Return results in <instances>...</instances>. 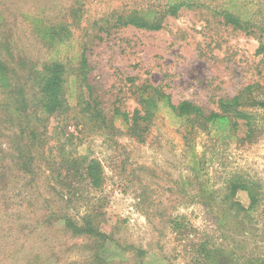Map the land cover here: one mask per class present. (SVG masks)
Masks as SVG:
<instances>
[{
  "label": "rangeland",
  "instance_id": "obj_1",
  "mask_svg": "<svg viewBox=\"0 0 264 264\" xmlns=\"http://www.w3.org/2000/svg\"><path fill=\"white\" fill-rule=\"evenodd\" d=\"M166 1L0 0V13L19 51L34 62L56 57L75 70L86 51L92 68L89 81L108 117L114 105L134 111L136 87L145 83L162 88L175 104L190 101L210 112L220 99L264 82V52L259 51L264 39L224 25L203 10H184L158 32L126 28L110 36L101 33L102 41L94 38V23L114 12ZM201 1L218 7L231 0ZM235 1L264 17V0ZM24 13L67 24L71 40L55 53L23 22ZM79 88L69 83L70 110L50 120L47 146L33 165L35 175L23 173L10 157L6 161V181L0 184V264H89L95 253L113 264H137L136 250L144 252L140 264H199L202 243L224 246L245 259H264V136L253 144L239 140L229 146L198 136L197 149L206 151L207 163L196 176L186 162L182 134L168 114L154 121L142 143L126 134L112 135L81 113ZM12 134L5 131L8 154ZM244 135L240 132L239 138ZM79 156L102 163L101 189L66 177V170L58 173L66 158ZM232 175L260 187L261 203L250 219L240 222L229 215L221 227L217 220L225 217L228 206L203 197L215 195L221 201ZM204 186L209 194L202 193ZM236 200L245 208L251 205L245 191ZM92 212L113 244L94 248L93 241L73 236L61 220L69 215L83 222ZM174 220L181 226L176 230Z\"/></svg>",
  "mask_w": 264,
  "mask_h": 264
},
{
  "label": "trees",
  "instance_id": "obj_2",
  "mask_svg": "<svg viewBox=\"0 0 264 264\" xmlns=\"http://www.w3.org/2000/svg\"><path fill=\"white\" fill-rule=\"evenodd\" d=\"M184 10L206 11L219 18L224 25L258 37L261 42L264 39V17H257L247 6L238 4L235 0L218 7L201 0H167L159 6L150 5L128 13L114 12L94 23L98 28L94 38L102 41L104 37L101 33L110 36L113 30L126 28L158 32L165 28L169 18L178 17ZM22 16L23 22L30 27L32 33L55 53L73 36L67 24H53L42 16L26 13ZM259 51L264 52V43H261ZM91 73L92 68L86 51L80 55L75 70L56 57L43 63L34 62L19 51L5 18L0 13V184L6 181L9 169L6 161L9 157L23 173L31 177L35 175L33 165L41 160L42 152L47 146L50 120L54 117L60 118L70 110V99L73 95L69 93L68 88L71 81L80 85L76 99L81 113L96 127L112 135L126 134L142 143L154 121L160 115L168 114L178 132L182 134L184 145L188 149L186 162L191 163V170L196 176L202 175L207 163L206 151L200 152L197 149L198 136L205 135L222 146H229L239 140L244 144H253L264 136V82L248 85L235 96L220 99L217 108L210 112L190 101L175 104L171 95L162 88L145 83L136 87L137 107L134 111H122L121 107L114 105L112 115L108 117L100 97L95 95L96 88L89 81ZM6 130L13 131L9 138L12 139L9 154L3 148L7 138ZM242 131L245 135L240 139L239 134ZM65 162L63 167L58 168L60 175L63 174L62 170H66V177L84 179L88 186L96 190L103 187L104 167L98 159L79 156L66 158ZM209 190L204 186L202 193L209 194ZM259 190L260 187L254 182L239 175H232L225 182V196L221 201L215 195L203 198L217 205L228 206L229 211L225 217H218L217 220L218 225L222 227L227 225L229 215H233L237 221L242 220L240 222L250 219L261 203ZM239 191L249 194V208H245L236 200ZM98 218L97 213L92 212L83 218V222L76 221L69 215H65L61 220L73 236L90 239L94 248L101 249L113 244L114 238L95 224ZM173 224L175 230L181 227L178 220H174ZM239 224L238 222L237 225ZM132 248L126 247L128 250ZM135 253L134 259L140 264L144 252L136 250ZM196 261L199 264H264V259H245L224 246L212 247L208 243L198 246ZM89 264L113 262L95 253Z\"/></svg>",
  "mask_w": 264,
  "mask_h": 264
}]
</instances>
